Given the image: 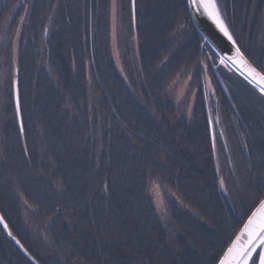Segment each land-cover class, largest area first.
<instances>
[{
    "label": "trees",
    "instance_id": "obj_1",
    "mask_svg": "<svg viewBox=\"0 0 264 264\" xmlns=\"http://www.w3.org/2000/svg\"><path fill=\"white\" fill-rule=\"evenodd\" d=\"M19 3L12 25L34 8L14 60V28L5 19ZM132 6L119 0L122 25L137 43L134 61V48L125 52L124 77L110 44L112 0H0V37L11 38H0V73L16 64L22 124L9 86L0 112V212L11 234L0 223V264H35L17 242L38 264H217L264 198V115L257 113L264 96L232 71L224 75L230 102L187 0ZM228 6V28L264 72V0ZM205 64L227 143L219 142L217 162ZM193 69L199 87L189 120L168 90ZM224 174L229 188L245 179L253 202L223 189ZM154 180L166 190L167 222L154 205ZM26 207L46 242L27 224Z\"/></svg>",
    "mask_w": 264,
    "mask_h": 264
},
{
    "label": "rangeland",
    "instance_id": "obj_2",
    "mask_svg": "<svg viewBox=\"0 0 264 264\" xmlns=\"http://www.w3.org/2000/svg\"><path fill=\"white\" fill-rule=\"evenodd\" d=\"M230 0H215L216 6H217V11L220 14V16L225 20V23L228 25V2ZM20 4H17L16 7L14 8L13 12L10 13L7 17L6 20V24L5 27L8 28H14V32H13V45L11 47L12 49V58L14 59L18 53V44L21 40V36L22 33L26 30L27 28V24H28V13L31 14V10L34 8V4L30 3L27 8L26 11H24L22 13L21 18L18 19L17 21V25H12L15 21L16 18V14L20 9ZM133 7V6H132ZM111 11V18H110V33H111V38H110V44H111V50H112V55L113 58L115 60V64L118 66V69L121 73L122 76L126 77L124 74V67H123V59H124V55L127 48H134L133 52L137 50V43H136V38L135 36L128 30V28H124V26L122 25V22L120 20V11H119V0H112V7L110 9ZM134 15V13H133ZM134 26V23H133ZM4 31V29H3ZM132 31V30H131ZM7 32V31H6ZM132 34V36L130 37V35ZM0 38H2V41H11V38L9 37V35L6 33H4ZM132 38V39H131ZM134 45V46H133ZM135 52L133 53V61L135 60L134 58H136V54ZM210 54L206 53V56L208 58ZM217 56V57H216ZM15 60V59H14ZM209 60V59H208ZM15 62H13L14 65ZM211 68V72L214 74V76H216V80L217 83L221 82L219 81L218 77H217V72L220 75V77L222 78L223 82L226 85L225 82V76L228 73H232V70L228 67H224L222 64H220L219 61V56L214 52V55L211 54L210 55V66H208ZM13 70L14 72L12 73L11 68H8V71L3 69L1 70L0 73V112L4 111L7 107L6 105L8 104L7 99H8V87H12L13 88V92H14V100H15V85L17 84L18 87V81L16 80L17 77V70H16V64L13 66ZM205 74L203 79L205 80L206 83V88L209 94V97L212 96L210 94L214 93V84L212 83L211 80V72H208L207 66L205 64ZM195 69L192 70V72H185L183 71L181 75L178 76L177 79H175L169 90H168V96L170 97V100L173 101L177 106H179V114L178 116L180 118L185 117V118H189V120L191 119V115H192V110L194 108V103L196 101V97H197V93H198V87H199V83L195 82L194 76H195ZM234 72V71H233ZM15 77V78H14ZM203 79H202V83H203ZM204 84V83H203ZM222 86V85H221ZM227 86V85H226ZM11 88V89H12ZM223 88V87H222ZM224 90V89H223ZM210 101V99H209ZM212 101V100H211ZM211 101H210V105H211ZM263 103V102H262ZM215 106L212 107L211 105V111H212V115L214 116L213 120H214V126H215V137H216V141H217V148H218V144L219 142H223V126H222V122L220 120V116L215 112L216 106L218 107V102L215 100L214 103ZM264 105V103H263ZM262 107V106H261ZM257 113L263 114L264 115V109H258ZM187 118V119H188ZM221 140V141H219ZM224 146L226 147V141L223 142ZM224 176L226 178H224ZM224 176H221V183H222V187L223 189H225L227 192L229 191V193H233L235 200L239 201L242 203V200H244V198H252V202L253 199H255V193L253 192V190L250 188L251 185L249 183H247L245 181V179H242L239 183H240V187H235L234 183L232 184V186H230V188L228 187V183L231 184V179L224 174ZM151 194L153 195L154 198V205H156L157 210L160 214V216L162 217L164 222L169 221V215H168V211H167V205H166V190L165 188L161 185V183H159L157 180L152 181L151 183ZM229 184V185H230ZM247 184V185H246ZM168 194H170L171 197H174V194L171 193L170 191H167ZM258 203H256L253 208L257 205ZM29 207H26L25 209V220L27 222V224L30 226V228H32L34 230V232H37V234L39 235V237H41L45 242L47 241L46 238V232H45V228L44 226H42V224L40 222H37L35 220V216L33 214V211L28 209ZM253 208L250 210V212H252ZM187 210L190 211V208H188ZM255 261V258H254Z\"/></svg>",
    "mask_w": 264,
    "mask_h": 264
},
{
    "label": "water",
    "instance_id": "obj_3",
    "mask_svg": "<svg viewBox=\"0 0 264 264\" xmlns=\"http://www.w3.org/2000/svg\"><path fill=\"white\" fill-rule=\"evenodd\" d=\"M133 6H134V0H133ZM187 8H189L190 18L193 20L196 28L199 30L201 36L203 37L204 42L207 43L211 47V49L214 50L217 53V55L219 56L220 64H222L224 67L226 66V67L230 68L232 71H235L238 74H240L246 81H248L252 84V86L257 90V92H259L260 94H262L264 96V93H262L259 90V87L257 86V84L255 82H253L251 80V78L249 77L247 70L245 69L244 65L241 63L240 58L237 56L236 49L239 48L240 52L243 53V60L246 61L248 65H250L252 68H255L257 71H259L261 73H264V72L262 70H260L259 68H257L253 64V62L244 54L242 49H240L236 39L233 37V35L230 31V28H228V25L225 23V20L220 16V14L218 13L220 19L223 21L224 26L227 28L228 32L232 36V40L228 39V37L224 34V32L221 31V29L217 25V23L211 17H209L206 13H204L203 8L199 7V5L193 6L190 3V0H187ZM233 40L235 41V44H233ZM217 77H218L219 81L221 82V85H222L225 93H227L230 102L232 103L230 93H228V90H227V86L223 82V80L220 77V75L218 74V72H217ZM203 83H204L203 84V92L205 94V105H206V111H207V116H208V125L210 126L209 131H210V137H211V147L213 148V157H214L215 161L217 162L218 161V159H217L218 158V148H217V141H216V137H215V126H214V120L215 119L213 120L214 116L212 115L211 105H210V101H209L211 96L209 97V94H208V91L206 88V83H205L204 79H203ZM210 95H212L213 97L215 96L214 93L210 94ZM215 99L216 98L214 97V100ZM15 103H16V107H17V114L19 115V124H20V126H22V124H21V113H20V103H19V92H18L17 84L15 85ZM261 201H264V198ZM260 202L253 208L250 215L245 219L242 227L239 229V231L233 237V240L229 243V246L225 249V251L221 255L222 257L219 259L217 264H220V260L224 257L225 253L227 252V249L232 245L233 241L240 234L241 230L244 228V225L248 222L249 217H251L253 215V213H255L257 211V209L260 205ZM0 217H2V219H0V223L2 224L6 233L11 234L10 229H9V225H8V223H6L1 212H0ZM5 225H7V226H5ZM241 242H243V241H241ZM17 244L20 247V249L22 250V252L24 253V255H26V256L28 255V257L35 264H38L37 261L25 250V248L22 244H20L19 242H17ZM257 251L259 252L260 249H258ZM254 258H255V256H254Z\"/></svg>",
    "mask_w": 264,
    "mask_h": 264
},
{
    "label": "snow or ice",
    "instance_id": "obj_4",
    "mask_svg": "<svg viewBox=\"0 0 264 264\" xmlns=\"http://www.w3.org/2000/svg\"><path fill=\"white\" fill-rule=\"evenodd\" d=\"M190 3L193 6L199 5V7L203 8L204 13L217 23L229 40H232V36L219 17L215 0H190ZM233 44H235L234 40ZM236 52L251 80L255 82L259 90L264 93V73L248 65L247 62L243 60V53L240 52L239 48L236 49ZM0 219H2V217H0ZM258 249H260L259 252L257 251ZM254 256L255 261L253 259ZM220 264H264V201L260 202L257 211L249 217L248 222L244 225L240 234L220 260Z\"/></svg>",
    "mask_w": 264,
    "mask_h": 264
},
{
    "label": "flooded vegetation",
    "instance_id": "obj_5",
    "mask_svg": "<svg viewBox=\"0 0 264 264\" xmlns=\"http://www.w3.org/2000/svg\"><path fill=\"white\" fill-rule=\"evenodd\" d=\"M213 103H214V102L211 101V105H212V107L215 106V104H213ZM223 142H224V141H223ZM226 145H227V143H226Z\"/></svg>",
    "mask_w": 264,
    "mask_h": 264
},
{
    "label": "bare ground",
    "instance_id": "obj_6",
    "mask_svg": "<svg viewBox=\"0 0 264 264\" xmlns=\"http://www.w3.org/2000/svg\"><path fill=\"white\" fill-rule=\"evenodd\" d=\"M250 83V82H249ZM251 84V83H250ZM252 85V84H251ZM223 135H224V133H223Z\"/></svg>",
    "mask_w": 264,
    "mask_h": 264
}]
</instances>
